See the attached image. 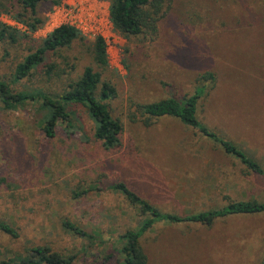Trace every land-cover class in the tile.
I'll use <instances>...</instances> for the list:
<instances>
[{
	"label": "rangeland",
	"instance_id": "1",
	"mask_svg": "<svg viewBox=\"0 0 264 264\" xmlns=\"http://www.w3.org/2000/svg\"><path fill=\"white\" fill-rule=\"evenodd\" d=\"M108 8V0H64L57 7L43 0L37 9L43 24L35 32L9 15L0 17L19 31L15 45L0 43V80L15 92L60 94L67 80L91 65V43L102 36L108 66L94 69L114 87L109 109L123 126L120 145L105 149L79 108L74 127L59 125L50 139L40 129L47 114L40 104L5 110L0 103V220L18 233L13 239L0 232V258L48 245L75 255L73 264H122L119 237L144 217L113 190L118 181L162 212L183 216L231 202L264 203V175L178 119L143 126L136 108L181 100L203 86L199 121L264 171V0H165L156 29L130 39L113 30ZM61 24L77 26L83 39L47 58L60 77L46 82L39 68L13 82L15 65ZM205 72L213 82L198 81ZM131 114L136 122L129 121ZM65 221L86 237L69 232ZM139 242L147 264H260L264 213L217 219L211 226L160 222Z\"/></svg>",
	"mask_w": 264,
	"mask_h": 264
},
{
	"label": "trees",
	"instance_id": "2",
	"mask_svg": "<svg viewBox=\"0 0 264 264\" xmlns=\"http://www.w3.org/2000/svg\"><path fill=\"white\" fill-rule=\"evenodd\" d=\"M43 0H0V17L11 16L30 32H35L43 24L37 16V9ZM64 0H51L55 7ZM217 1V0H214ZM108 15L115 32L125 39L137 37L156 29L157 23L164 16L165 0H108ZM19 31L0 20V43L8 46L18 41ZM80 31L69 24H61L54 28L34 50H30L15 65L11 78L17 83L29 79L33 73L42 68L46 82L60 75L55 72L57 65L54 62L46 63L49 56L56 58L61 50L69 48L75 41L82 40ZM91 65L86 66L82 74L76 79H69L60 94H50L43 90L38 92H15L9 85L0 80V103L5 110H15L26 104H40L45 116L42 117L40 129L46 138H54L56 128L63 125L65 130L74 127L76 111L82 108L93 124V138L101 143L105 149L120 145V135L123 131L122 123L114 118L109 109L110 102L117 97L114 87L102 81L101 72L108 66L107 45L102 36H96L90 47ZM198 81L213 82L212 73H203ZM204 87L196 88L190 96L181 100L170 97L149 104L136 106L143 126L150 127L154 120L164 117L178 119L184 125L195 129L202 136L219 145L223 153L242 163L251 172L264 175L260 165L249 158L234 143L220 138L216 132L204 126L198 119V104L204 94ZM129 121L136 122L133 114L128 116ZM113 190L121 194L144 219L136 229L124 232L120 237L122 242L118 253L122 257V264H147V257L140 246V238L156 223L168 224H200L211 226L215 220L264 213V203L257 201L231 202L227 205L206 212L190 215H178L159 210L149 201L133 192L123 182L118 181ZM86 194V191L74 193L75 197ZM64 227L79 237L86 234L74 223L65 221ZM0 232L13 239L18 238L17 231L8 223L0 220ZM75 255L66 256L55 251L48 245L35 246L25 249L23 253L14 254L10 258H0V264H73ZM86 264V263H83ZM260 264H264V252Z\"/></svg>",
	"mask_w": 264,
	"mask_h": 264
},
{
	"label": "built area",
	"instance_id": "3",
	"mask_svg": "<svg viewBox=\"0 0 264 264\" xmlns=\"http://www.w3.org/2000/svg\"><path fill=\"white\" fill-rule=\"evenodd\" d=\"M69 25H72V24H69ZM72 26H74V25H72ZM74 27H76L79 31H80V29L77 27V26H74ZM100 36V35H99Z\"/></svg>",
	"mask_w": 264,
	"mask_h": 264
}]
</instances>
